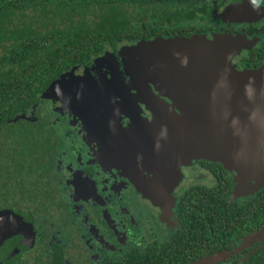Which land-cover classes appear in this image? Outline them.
Masks as SVG:
<instances>
[{"label":"flooded vegetation","instance_id":"af4514ba","mask_svg":"<svg viewBox=\"0 0 264 264\" xmlns=\"http://www.w3.org/2000/svg\"><path fill=\"white\" fill-rule=\"evenodd\" d=\"M34 1L14 0L29 8L23 14L30 18L51 10L48 3L55 0ZM126 1L107 2L121 7L129 28L147 34L137 41H105L101 52L62 70L66 59L59 51L76 44L78 35L60 20L39 18L32 25L39 52H25L28 71L16 87L21 111L16 120L0 122V221L18 232L12 246L23 248L1 264H196L214 257L211 264H264V239L253 238L264 230V186L254 188L250 181L254 189L236 194L230 173L198 159L180 167L177 184L160 203L150 194L160 191L152 175L137 177L120 140L111 137L113 128L121 133L132 125L119 105L124 98L113 80L118 73L151 120L126 70L129 50L157 39L228 37L241 43L231 60L235 70H257L264 66V0ZM34 57L45 63L36 73ZM87 75L113 98L112 109L96 116L103 122L88 123L78 106L60 99L74 76ZM198 251L202 255L193 261L186 256Z\"/></svg>","mask_w":264,"mask_h":264},{"label":"water","instance_id":"95a60500","mask_svg":"<svg viewBox=\"0 0 264 264\" xmlns=\"http://www.w3.org/2000/svg\"><path fill=\"white\" fill-rule=\"evenodd\" d=\"M240 47V41L228 37H190L143 41L126 53L127 73L151 120L143 117L117 72L113 80L132 125L121 133L113 128L111 137L120 140L121 154L129 159L128 167L134 164L130 169L137 177L152 175L160 188L150 193L157 202L172 193L180 167L198 159L219 163L230 173L236 194L254 189L251 178L260 182L255 188L264 185V66L236 71L231 60ZM70 82L61 101L78 106L88 123L103 122L105 117L96 116L112 109L113 98L99 91L90 75L74 76ZM4 222L0 221V264L23 248L12 246L18 232ZM253 238L264 239V230Z\"/></svg>","mask_w":264,"mask_h":264},{"label":"trees","instance_id":"16d2710c","mask_svg":"<svg viewBox=\"0 0 264 264\" xmlns=\"http://www.w3.org/2000/svg\"><path fill=\"white\" fill-rule=\"evenodd\" d=\"M107 1L111 0H55L48 3L54 5L51 10H42L41 16L33 18L25 17L23 14L29 9L27 6L15 4L14 0L0 2V122L16 120L17 114L21 111L20 102L23 97L20 95L21 86L19 92L16 87L22 78L19 75L28 71L25 52L38 46V39L35 36L38 33L36 29H32V25H38L39 18H46L52 24H57L60 20L63 24L69 25L72 33L75 31L78 35L75 40L76 44L65 45L59 51L60 56L66 59L60 63L61 70L72 64H79L80 60L88 57L89 54L101 52L103 48L99 47V44L105 41H108L109 44L128 40L137 41L147 34V30H142L139 27L129 28L128 22L124 19L126 15L120 10L121 7ZM119 1L128 2L126 0ZM34 2L36 4L37 0ZM23 3L28 4V2ZM66 9L67 11H65ZM121 14L123 15L121 16ZM24 19H29L30 22L25 24L23 23ZM55 21L57 23H54ZM43 25L48 26V23L44 22ZM7 43L9 44L6 46ZM35 51L39 52V47L35 48ZM37 58L34 57L31 61L34 66L33 73L38 72L39 68L45 65L43 62L41 64ZM119 105L121 110L125 111L124 103L121 102ZM237 236L234 234L232 237L237 238ZM188 255H191V261H193L202 254L198 251L194 254L188 253L186 256ZM154 258L156 261L158 260V256L154 255ZM161 262L160 264H185L177 260L167 263L162 259ZM130 263L129 260L126 264ZM131 264L154 263L135 260Z\"/></svg>","mask_w":264,"mask_h":264},{"label":"rangeland","instance_id":"374dc122","mask_svg":"<svg viewBox=\"0 0 264 264\" xmlns=\"http://www.w3.org/2000/svg\"><path fill=\"white\" fill-rule=\"evenodd\" d=\"M66 103H67V102H66ZM257 178L260 179L259 174L257 175ZM250 181H251L252 184L254 183V184H253L254 188H255V185H256V184H260L259 180H257L256 178H255V179L251 178ZM262 186H264V185H262ZM262 186H257L256 188H259V187H262ZM143 213H144L143 211H140V212H139L140 215H142Z\"/></svg>","mask_w":264,"mask_h":264}]
</instances>
